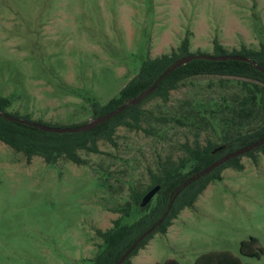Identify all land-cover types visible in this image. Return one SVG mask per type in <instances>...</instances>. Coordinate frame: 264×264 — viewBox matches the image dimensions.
Instances as JSON below:
<instances>
[{
    "label": "rangeland",
    "instance_id": "1",
    "mask_svg": "<svg viewBox=\"0 0 264 264\" xmlns=\"http://www.w3.org/2000/svg\"><path fill=\"white\" fill-rule=\"evenodd\" d=\"M185 37L191 54L213 55L214 39L228 53L258 50L264 0H0L5 112L50 127L83 125L144 60L169 55ZM242 81L184 80L167 101L142 105L140 129L120 126L114 144L97 142L99 153L78 151L82 165L64 158L48 165L39 156L27 163L0 142V264H90L102 246L96 231L112 227L131 194L151 184V174L186 157V143L203 148L224 141L218 109L241 99ZM239 162L242 170H222L130 263L196 264L211 251L239 256L240 242L250 236L264 247V160ZM241 260L264 264V256Z\"/></svg>",
    "mask_w": 264,
    "mask_h": 264
},
{
    "label": "trees",
    "instance_id": "2",
    "mask_svg": "<svg viewBox=\"0 0 264 264\" xmlns=\"http://www.w3.org/2000/svg\"><path fill=\"white\" fill-rule=\"evenodd\" d=\"M214 56L238 55L253 60L263 72L249 63L226 60L206 61L193 60L175 69L170 75L162 79L156 90L140 103L123 110L119 115L106 120L92 130L82 133H47L17 122H10L0 117V142L7 145L17 153H21L26 162L30 163L33 157H41L46 164L53 165L58 159L64 158L74 164L82 165L83 160L78 156L80 150L89 153H99L97 142L105 140L114 144L113 135L116 128L124 126L130 129H140V122L144 115L142 105L149 100L158 97L167 101L169 92L179 83L195 76H220L242 79L240 86L244 94L235 104H224L219 107L222 114L220 120L221 130L226 134L221 144L207 143L203 148L191 147L188 143L182 146L186 157L177 162L169 163L168 167H162L160 175L151 174V184L141 192L134 191L131 201L122 210V216L113 221V225L106 231L97 230L96 234L102 240V246L90 261V264H115L132 243L147 229H149L164 213L170 194L178 189L189 177L205 169L220 157L232 153L235 150L248 146L264 137V116L262 121L253 124L264 113V44L258 50L248 49L244 46L238 51L228 53L223 46L213 40ZM189 40L185 37L176 50L169 55L156 58H147L141 63L137 74L129 80L119 91L116 97L111 98L105 105L96 104L95 116L108 114L128 99L136 97L142 91L150 87L158 77L178 58L190 55ZM201 54V53H196ZM205 55V54H204ZM8 99L0 97V111L5 112L9 106ZM9 115V114H8ZM17 119L30 121L10 115ZM242 130H247L243 132ZM233 133V134H231ZM255 153L264 154V144L257 149L242 156H247L256 161ZM236 157L219 166L211 173L190 183L182 189L175 198L172 207L163 223L147 238L142 240L138 247L129 255L123 264H131L130 258L143 248L156 234H165L172 221L186 208H192L198 196L205 188L216 180H220V173L227 168L242 170L243 166ZM187 169V171H184ZM159 185L160 190L144 208H139V203L144 194L152 187ZM154 200V201H153ZM134 215L135 221L131 224L123 222ZM239 256L228 251H211L202 254L196 259V264H245L242 258L260 260L264 256V247L254 236L242 240L238 249ZM158 264H179L176 260H167Z\"/></svg>",
    "mask_w": 264,
    "mask_h": 264
},
{
    "label": "water",
    "instance_id": "3",
    "mask_svg": "<svg viewBox=\"0 0 264 264\" xmlns=\"http://www.w3.org/2000/svg\"><path fill=\"white\" fill-rule=\"evenodd\" d=\"M206 60V61H216V62H220V61H226V60H234V61H241V62H245V63H249L252 64L253 66H255L258 70H260L261 72H263V70L256 65V63L249 59V58H245L242 56H238V55H219V56H214V55H204V54H190V55H186V56H182L178 59H176L159 77L158 79L147 89H145L144 91H142L140 94H138L136 97L128 99L127 101H125L124 104L120 105L119 107H117L115 110L109 112L108 114L105 115H101L96 117L95 119H92L91 121L77 126V127H73V128H56V127H50L47 125H43V124H39V123H35V122H31V121H25L22 119H17L14 118L8 114H5L3 112L0 111V117H3L5 119H7L10 122H17L20 124H24L26 126L29 127H33L35 129H38L40 131L43 132H47V133H57V134H63V133H82V132H86L89 130L94 129L95 127L99 126L100 124H102L103 122H105L108 119L113 118L116 115H119L123 110H125L126 108L130 107V106H134L138 103H140L143 99H145L146 97H148L151 93H153L156 88L158 83L164 79L166 76L170 75L175 69L190 63L193 60ZM264 144V137L253 142L252 144L239 148L237 150H235L232 153L226 154L222 157H220L219 159H217L215 162H213L211 165H209L208 167H206L205 169L199 171L198 173H196L194 176L189 177L187 180H185L181 186L176 189L174 192H172L170 194V199L168 202V205L164 211V213L161 215V217L149 228L147 229L144 233H142L133 243L132 245L125 251V253L119 258V260L115 263V264H123V262L129 257V255L138 247L139 243L144 240L145 238H147L149 235H151L165 220L166 216L168 215L172 204L175 200V198L179 195V193L181 192L182 189L186 188L190 183H193L197 180H199L201 177L211 173L213 170H215L216 168H218L219 166L223 165L224 163L242 156L250 151H253L255 149H257L258 147H260L261 145ZM160 190V186L156 185L154 187H152L151 189H149L144 196L142 197L140 203H139V208H144L148 205V203L155 197V195L159 192Z\"/></svg>",
    "mask_w": 264,
    "mask_h": 264
},
{
    "label": "crops",
    "instance_id": "4",
    "mask_svg": "<svg viewBox=\"0 0 264 264\" xmlns=\"http://www.w3.org/2000/svg\"><path fill=\"white\" fill-rule=\"evenodd\" d=\"M258 159H259L260 161H261V160H264V154H259V157L256 158V160H258ZM240 164H242V163H240ZM227 169H228V168H227ZM225 170H226V169H225ZM223 173H224V171L220 174V178L222 177V174H223ZM169 229H170V228H169ZM169 229H168V230H169ZM168 230H167V232H168Z\"/></svg>",
    "mask_w": 264,
    "mask_h": 264
}]
</instances>
